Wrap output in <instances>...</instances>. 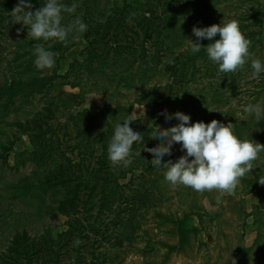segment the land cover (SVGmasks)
Segmentation results:
<instances>
[{"label":"rangeland","instance_id":"1","mask_svg":"<svg viewBox=\"0 0 264 264\" xmlns=\"http://www.w3.org/2000/svg\"><path fill=\"white\" fill-rule=\"evenodd\" d=\"M43 2L31 0L33 11ZM62 2L79 4L63 24L79 16L87 29L107 23L100 29L111 35L50 41L55 64L41 71L27 28L19 36L22 24L1 28L0 264H264V152L235 194L218 198L173 188L143 151L160 143L151 139L158 126L179 124L166 122L165 109L193 124L231 122L239 139L264 144V118L243 111L264 107V73L257 80L251 68L252 58L264 64V0ZM17 3L0 0V13L8 20ZM223 20H236L251 41L248 63L231 74L188 42L194 26ZM133 112L143 142L127 167L113 168L108 144ZM180 148L162 163L178 161Z\"/></svg>","mask_w":264,"mask_h":264},{"label":"clouds","instance_id":"2","mask_svg":"<svg viewBox=\"0 0 264 264\" xmlns=\"http://www.w3.org/2000/svg\"><path fill=\"white\" fill-rule=\"evenodd\" d=\"M79 4L73 2L67 6L62 0H44L43 6L34 9L31 0H18L17 5L9 13L6 23L22 24L17 30L19 36L27 28V39L39 41L34 45V66L38 70L51 69L55 64V53L48 50L52 42H60L65 46L72 41L80 39L86 32L87 25L81 17L76 16L67 25L63 24V13L72 15L76 13ZM27 9V10H26ZM132 13L128 23L132 22ZM196 40L188 39L192 54L204 49L208 59L218 66V72L224 74L236 73L243 70L250 59L249 41L242 33L236 20H223L221 24L209 27H193ZM219 35V39L209 43L206 47L202 41H212ZM48 45V48L45 45ZM252 76L260 78L264 73V64L261 60L252 58ZM212 112L210 109H208ZM244 113L255 114L259 121L264 118V107L260 103L243 106ZM166 122L173 119L179 121L176 126L161 129L159 126L151 132V139H159L155 147L144 145L143 151L154 156L151 161L153 167L163 166L165 180L173 187L183 186L203 195L205 192H217L219 197L234 195L241 179L254 169V162L259 159V154L264 152V144L254 140L239 139L233 132L234 124L227 125L213 120L210 123H191V117L182 112L168 114L163 110ZM136 113L133 112L123 124H116L114 135L108 144V160L113 168L127 167L130 163L129 156L135 142H143L144 136L133 131L130 127ZM181 145L180 150L185 152L178 161L168 160L162 163L163 158L172 155L173 146ZM191 158V159H190ZM258 183L264 186V175H260ZM82 243L79 239L75 241ZM232 264H236L233 259Z\"/></svg>","mask_w":264,"mask_h":264},{"label":"trees","instance_id":"3","mask_svg":"<svg viewBox=\"0 0 264 264\" xmlns=\"http://www.w3.org/2000/svg\"><path fill=\"white\" fill-rule=\"evenodd\" d=\"M85 20L88 19L89 14L85 15ZM7 19H6V14H1L0 13V31L1 28L4 27V29L7 31L10 28L9 23H6ZM107 23L102 24L101 22L96 23L95 25L91 24V26H89V29L86 30L84 37H89L91 35L95 36V37H99L102 39H106L107 37H109L111 35V32H108L106 29L102 31V29H104V27L106 26ZM100 27H103L102 29H100ZM52 50H54V48H52ZM175 60H172L171 63H174ZM176 63V62H175ZM174 66V64H172ZM13 82H15V80H12ZM8 84H4L2 83L1 86L2 87H6Z\"/></svg>","mask_w":264,"mask_h":264}]
</instances>
